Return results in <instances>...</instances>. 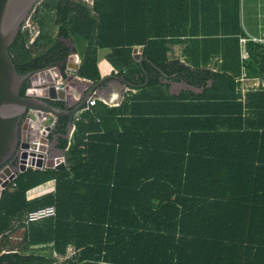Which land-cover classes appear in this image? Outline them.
<instances>
[{
    "label": "trees",
    "instance_id": "obj_1",
    "mask_svg": "<svg viewBox=\"0 0 264 264\" xmlns=\"http://www.w3.org/2000/svg\"><path fill=\"white\" fill-rule=\"evenodd\" d=\"M88 2L36 7V36L23 27L9 50L18 74L66 67L63 38L81 57L80 78L100 81L99 52L108 50L136 92L118 106L83 109L65 168L29 169L2 192L0 239L31 210L55 205V223L28 232L27 248L52 245L64 255L75 245L86 264H264V131L245 123L239 101L243 71L263 75L255 65L264 47L248 41L244 58L241 0ZM171 82L199 92L174 97ZM61 142L65 150L69 140ZM50 181L54 193L28 200ZM0 264L43 260L8 252Z\"/></svg>",
    "mask_w": 264,
    "mask_h": 264
},
{
    "label": "water",
    "instance_id": "obj_2",
    "mask_svg": "<svg viewBox=\"0 0 264 264\" xmlns=\"http://www.w3.org/2000/svg\"><path fill=\"white\" fill-rule=\"evenodd\" d=\"M42 1L0 0V170L17 156H20L22 160L21 165H15L13 163V170L10 168L4 170L0 177L2 187H6L9 181L15 179L16 175L19 176L21 173L27 171L25 163L37 164L40 167L46 159L47 167L50 169H63L66 167L65 150L62 151V157L57 159L56 167L51 163L53 160L51 156L52 148L57 149V144L53 147L48 144V139L43 137L46 135V131L43 132L40 138L39 136H34L33 139L29 137L23 139L21 136L23 123L31 120L28 116V110H40L57 116V111L45 103V100H49V98H56L54 88L51 87L55 84L53 77L51 81L48 80L51 84H47L46 79L43 78L39 83L35 80L33 89L27 92L28 96H33V98L21 97L20 92L22 86L29 75L20 76L18 74L11 53L9 52L19 32L23 30L26 22H28L36 7ZM133 54L134 58L142 65L144 59L141 58V53L137 48H134ZM78 65L75 67L77 72L79 70ZM112 79L123 83L127 87H135V85L127 81L123 76L116 74L104 77L97 83L81 80V84L91 86V89L87 99L79 106L76 112H81L89 99L92 97L96 98V90L98 91L105 82ZM183 84L189 87L187 84ZM46 87L51 88L45 90L44 88ZM30 129L32 130V128ZM6 176H9V179L3 182Z\"/></svg>",
    "mask_w": 264,
    "mask_h": 264
},
{
    "label": "crops",
    "instance_id": "obj_3",
    "mask_svg": "<svg viewBox=\"0 0 264 264\" xmlns=\"http://www.w3.org/2000/svg\"><path fill=\"white\" fill-rule=\"evenodd\" d=\"M253 10L257 11L258 15H260V27L258 28L259 32L255 30V28H257L258 25H253L252 28L250 25L249 27L251 28V30L250 31L246 30L248 37L245 38V41L244 40L241 41L242 49H243V56H246L245 58L248 57V52H247L248 50L246 48V44L248 43V41L249 42L253 41L255 43H258L254 40L260 39L261 40L260 44L264 47V0H259V2H257V5H255ZM241 13H242V9H241ZM244 20H246L245 15H244ZM242 26L244 28L246 27L243 24V19H242ZM175 50H176V55L178 56L181 54L182 48L175 47ZM107 51L104 50V51L99 52L98 67H99L102 78L107 77V76H112L115 73L117 74L116 70H114V67L107 61L105 57L109 53V52L107 53ZM76 57H77L76 63L77 65L79 64L78 65V68H79L82 60L79 54H76ZM182 61H184V59H182ZM103 64H105V68H107L106 72H102ZM107 65H110V66L107 67ZM259 67H261V71L263 74L261 77L260 76H249L246 74V72L243 71V74L239 79V83H240L239 93L241 95V99L239 101L242 102L244 106L243 118L246 119L245 123L251 124L253 126L252 131L263 132L264 131V55L262 56V60L260 62H257L255 65V68H259ZM77 76L80 80H84L80 78L79 75ZM113 83H114L113 79L109 80V84L108 86H106L105 91H102V93L98 96L96 94V97H98V100L104 102L108 106H118L119 104L122 103L127 93L136 92V90H134L133 87H127L126 85H124L123 83L119 81H118V83L120 84L119 86L117 85L115 87ZM170 84L171 85L169 86V93L174 97L180 96L182 92L187 91V90H192L197 93L199 92L193 88H189L185 86L183 83L171 82ZM254 92H261L262 95H257V96L249 95ZM185 103L186 102H182V108L186 107L184 105ZM231 106H234V105H231ZM89 107L90 105H88L85 110H88ZM85 110L81 113L79 120L81 119V116L85 112ZM166 111L168 112V114H170L168 110ZM258 113H261L260 116L258 115ZM256 116H258L259 118H257ZM259 125L260 127H258ZM76 127L77 125L75 126L74 132L76 130ZM256 127L258 129H256ZM28 132L29 133H27V135L24 136L25 138H28L29 136L31 137L29 130ZM71 139L69 140L68 148L71 144ZM51 156L53 159L51 163H53L54 166L56 165L57 159H59L60 156L62 157V155L57 156L54 152H52ZM66 165H67V161H66ZM55 189H56V182L50 181L44 185H41L39 187H36L30 190L27 193L28 200H33L35 198H39L41 196H44L50 193H54ZM40 200L41 202L35 204L33 207L35 206L37 207V205L46 203L50 200H54V197H52L51 199H45V200L40 199ZM26 215L22 219H18L14 221V228L11 231H9V233L7 234V238L0 239V256L3 253L9 252V253H19L21 255L23 254L27 256H29L30 254H33L34 256L40 257V259L43 260V264H63V263L67 264V262H71L72 264H86L87 263L86 261H81L80 259L83 248H77L75 245L68 246L67 251L64 255L57 253L52 248V245H47V246L41 245V246H33L30 248H27L26 243H25V235L32 230L45 228V227H49L53 225L55 223L56 217L54 219H50V221L46 223L45 222L39 223L40 222L39 221L36 223L27 224Z\"/></svg>",
    "mask_w": 264,
    "mask_h": 264
},
{
    "label": "flooded vegetation",
    "instance_id": "obj_4",
    "mask_svg": "<svg viewBox=\"0 0 264 264\" xmlns=\"http://www.w3.org/2000/svg\"><path fill=\"white\" fill-rule=\"evenodd\" d=\"M35 12V11H34ZM33 12V13H34ZM33 15V14H32ZM31 15V16H32ZM31 17L29 18L28 21H30ZM67 47L70 48V52L66 61V67L60 66H53V67H46L44 69L35 71L33 73H28L26 76L28 78L25 80L23 87H25V92L23 96L21 97H32L33 96H28V91L30 89H33L35 80L39 81L43 78L46 79L47 84H51L48 82V80L51 81V78L56 77L58 80L54 85L51 86L54 88V95L56 98L45 100L46 105L50 106L51 108L55 109L57 111V116L51 114V113H45L44 111L40 110H31L32 113L37 114L36 117L38 116L39 119L44 118L46 121H48L47 125H44L40 131L37 132H32L30 130V134L33 136H39V138L43 135V132L46 131V135H44V138L48 139V144L51 145V147L56 146L57 144V149L52 148V152H54L57 156L62 155L63 148L60 146L61 145V140L67 139L70 140L71 137L73 136V132L75 129V126L77 125V122L80 118V112H76V110L79 108V106L87 99L88 93L90 92V87L91 86H84L79 82V78L77 76L76 65L75 63H72L71 57H75V62H76V46L74 43L70 40L60 38ZM75 66V67H73ZM52 70V71H51ZM53 72L56 76H53ZM50 72V73H49ZM42 79V80H43ZM114 83L113 85L116 87L117 85L119 86L120 84L118 83L117 80H113ZM109 81L105 82L99 89L98 91L96 90L97 96L102 93V91H105L106 86H108ZM49 86V85H48ZM76 86L79 87L78 90L75 92H72V88H75ZM51 87H46L44 88L45 90H48ZM22 90V89H21ZM44 90V92H46ZM62 91V92H59ZM96 101H98V98H95ZM88 101L86 102L84 108L86 109L88 106ZM83 108V109H84ZM31 111L28 110V116L31 117ZM59 113V114H58ZM26 123V122H24ZM24 123L22 125V132L21 136L24 139ZM25 135H27L28 130L25 131ZM29 138L33 139L32 137L29 136ZM30 141V140H29ZM20 148V147H19ZM51 152V153H52ZM61 157V156H60ZM17 158V157H16ZM21 159V158H20ZM18 158L15 159L14 164L18 165L19 163Z\"/></svg>",
    "mask_w": 264,
    "mask_h": 264
},
{
    "label": "rangeland",
    "instance_id": "obj_5",
    "mask_svg": "<svg viewBox=\"0 0 264 264\" xmlns=\"http://www.w3.org/2000/svg\"><path fill=\"white\" fill-rule=\"evenodd\" d=\"M84 2L87 3V4H90L88 2V0H84ZM257 2H259V0H241V3H242L241 20L243 19V24H244V26H246L244 29L247 30V31L248 30L250 31L253 25H258V27L255 28V30H257V32H259L258 28L260 27V15H258L257 11L253 10L255 5H257ZM244 15H245L246 20H244ZM28 25H31V27L29 29L32 31L33 35L36 36L37 33H36L35 29H37V27L34 25V23H32V21L31 22H29V21L26 22L25 27L28 26ZM250 25H251V28L249 27ZM54 30L56 32V28ZM74 56L71 57V61H72V63H75L74 65H76ZM73 67H75V66H73ZM53 72H51V73H53ZM53 76H56V75L53 73ZM101 79H102V77H101ZM57 80L58 79L56 77H54L55 83L57 82ZM84 80L93 83L90 80H87V79H84ZM83 85L86 87L85 84H83ZM78 89H79V87L76 86L75 88H72L71 90H72V92L76 93V90H78ZM129 93H127L126 95H129ZM110 104H111V102H110ZM36 115L37 114L32 113L31 117H30L31 120H28V121H26V123H24V127H23L24 136H25V133H26L25 131L26 130L30 131L31 130L30 128H32V130H33L32 132H37V131H40V129L42 128L43 125H47L48 124V121H46L44 118L39 119L38 116L36 117ZM31 137L33 138L32 134H31ZM48 221H50V219L42 220L39 223H44V222L46 223Z\"/></svg>",
    "mask_w": 264,
    "mask_h": 264
},
{
    "label": "built area",
    "instance_id": "obj_6",
    "mask_svg": "<svg viewBox=\"0 0 264 264\" xmlns=\"http://www.w3.org/2000/svg\"><path fill=\"white\" fill-rule=\"evenodd\" d=\"M245 41V40H244ZM243 41V42H244ZM256 42H261L260 39H257V40H254ZM246 56H244L245 58ZM96 100H95V97H92L91 99L88 100V104L90 106H93L95 104ZM83 111L80 112V114L82 113ZM66 150H68V147L66 148ZM18 160H19V164L21 165V162L22 160L20 159L21 157L20 156H17ZM15 158V159H17ZM15 159H13V161H11L9 164H7L6 166H4L1 170H0V177L2 176V173L4 172V170L6 168H10L11 170H13V163L15 161ZM26 165V168L27 170L29 169H32V170H45L47 169L48 165L46 163V159L43 161L42 163V166L38 167L37 164H27L25 163ZM56 167V166H54ZM13 173V172H12ZM18 176L16 175L15 179L17 178ZM9 179V176H6L5 179H3V182L8 180ZM11 180L9 181V184L6 186V187H2V184H0V190H1V193L7 189H9V186L10 184L13 183V181L15 180ZM14 186H12V188L10 190H13ZM56 208L55 206H45V207H39V208H36L34 210H31L27 215H26V223L27 224H32V223H36V222H39V221H42V220H46V219H54L56 217Z\"/></svg>",
    "mask_w": 264,
    "mask_h": 264
},
{
    "label": "clouds",
    "instance_id": "obj_7",
    "mask_svg": "<svg viewBox=\"0 0 264 264\" xmlns=\"http://www.w3.org/2000/svg\"><path fill=\"white\" fill-rule=\"evenodd\" d=\"M135 48H137V47H135ZM138 49V48H137ZM138 51L141 53V51H140V49H138ZM78 74V73H77ZM116 74V73H115ZM116 75H118V74H116ZM83 79V78H82ZM80 80V79H79ZM81 81V80H80ZM99 101V100H98ZM82 111H84V110H82ZM66 152H67V150H65Z\"/></svg>",
    "mask_w": 264,
    "mask_h": 264
}]
</instances>
